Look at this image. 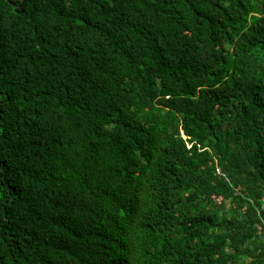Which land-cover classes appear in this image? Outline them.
I'll list each match as a JSON object with an SVG mask.
<instances>
[{"label": "trees", "instance_id": "obj_1", "mask_svg": "<svg viewBox=\"0 0 264 264\" xmlns=\"http://www.w3.org/2000/svg\"><path fill=\"white\" fill-rule=\"evenodd\" d=\"M0 264H264V0H0Z\"/></svg>", "mask_w": 264, "mask_h": 264}]
</instances>
